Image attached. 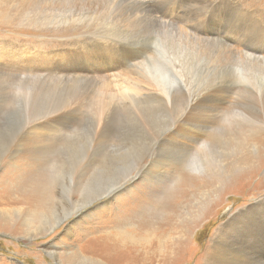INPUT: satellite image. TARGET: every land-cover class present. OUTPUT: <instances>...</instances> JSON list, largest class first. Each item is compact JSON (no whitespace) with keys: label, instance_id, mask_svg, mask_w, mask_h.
Masks as SVG:
<instances>
[{"label":"rangeland","instance_id":"1","mask_svg":"<svg viewBox=\"0 0 264 264\" xmlns=\"http://www.w3.org/2000/svg\"><path fill=\"white\" fill-rule=\"evenodd\" d=\"M170 1L154 0L159 12L164 15H161L163 19L169 22L167 26L140 16L133 19L127 27L100 26L99 22L91 19L74 21L75 17L69 21L60 17V13L71 4L70 0L47 2L50 9L37 15H41L37 22L31 19L15 20L7 14L0 17V41L3 42L0 48L17 53L11 50L17 48L15 44L19 43L27 46L29 51H24L25 55L42 58L41 64L36 67L37 71L26 70L21 72L20 77L14 65H11L13 69L0 71V264H75L81 260L78 251L84 240L92 237L108 239L109 243L114 244L122 241L123 247H132L134 254L138 256L131 264H165L164 261L168 264H208L205 253L209 239L215 230L226 221L229 222L231 215L239 209H242L239 216L241 218L237 222L238 218L234 225L238 227L240 236L246 237L251 231L249 224L264 229V60L255 59L264 54V0H185L183 5L181 0ZM38 4L42 5L43 1ZM98 6L99 11L93 13H99L98 16L107 19L127 11L124 7L106 1H101ZM178 7L182 9L177 13L179 16L184 11L183 23L181 26L170 25L175 22L170 17H176L177 14L173 13L177 12ZM38 22L41 25L37 24ZM212 35L227 45V40L230 39L232 43L229 44V49H225L221 43L214 46L216 51L204 48L201 37L209 38ZM99 36H106L111 42L136 49L131 52L138 53L146 65L134 69L132 74L120 76L114 71L121 72L124 67L119 69L122 63L117 61L116 54L114 56L108 51H92L94 57L91 58L90 55L87 56L89 51H64L75 47L82 38L90 39L89 42L101 41ZM157 41H162L161 50L169 54L179 53L178 60L170 59L175 66L180 67V75L174 76V80L166 84L170 86L172 83L170 96H175L178 104L183 100V94L178 91L179 85L182 87L183 83L188 86L190 96H200L206 87L223 85L230 81L237 112V116H230L231 122L235 120L233 133L228 135L226 143L217 145V152L211 157L213 159L205 173L185 170L174 163L178 159L175 144L157 146L150 141L151 143L144 145L139 143L144 141L142 138L135 142L141 135L132 137L136 122L132 116L121 118L123 108H115L109 112H113L111 116L103 119L92 114L90 109L96 105H87L89 99L77 98L76 94L80 92L87 93L89 97V92L94 89L92 94L99 93V100H108L117 92V86L124 87L122 83L140 80L137 78L139 75L143 76V72L148 70L151 63L162 59L157 57L154 50ZM36 48H39L38 51H33ZM199 53H217V57L209 58L204 54L198 55ZM85 56L86 59L80 60L79 65H83L95 81L88 80L90 84L74 82L69 81L68 76L58 80L59 71L72 72V65ZM155 64L158 65V62ZM104 78L112 84L109 88L104 87L102 91ZM23 79L25 84L22 83ZM94 82L99 83L93 86ZM56 84L59 90L56 89L57 86L55 88ZM72 91L75 98L69 103L65 98L68 94L73 95ZM158 97L165 96L161 94ZM69 104V112L74 111V108H78L77 111L80 109L78 113L76 111L70 114L71 120L69 112L61 115ZM154 107L152 105L151 110L155 112ZM243 113L252 115V119L260 120L263 124L247 133L246 124L240 117ZM167 115L161 113L147 118V122H152L151 134L158 135L159 129L164 130V124L169 121L173 125L175 118H167ZM55 120L61 124L66 122L67 128L63 130L66 138H55V134L49 131L50 127L55 125ZM173 129L174 125L169 130ZM98 132L108 134L107 141H104L107 143L97 142L101 140L100 136H97ZM243 134L247 135L246 140L244 139L245 145L241 146L240 138ZM219 135L213 133L207 142L213 141L216 145ZM230 149L232 152H229ZM160 150L167 152L163 158ZM106 154L111 160L109 157H104L106 160L101 158ZM112 155L113 158L116 157L115 160ZM168 157H171L172 162ZM196 157L201 158L198 153ZM138 161H143L141 165H146L149 172L146 174L147 171L139 168L137 173H132L136 182L128 181L124 184L130 192L128 196L123 194V197L133 196L137 199L133 201L128 198L133 207H128V218L125 222L114 218L113 213L121 206L118 200L110 201L108 207L103 205L107 198L76 207L79 204L77 200L80 198L81 186L88 178L94 179L93 183L97 187L95 190L102 188L107 185V181L115 183L114 179L122 169L132 168ZM153 162L159 163L154 165ZM217 165L220 168H217ZM99 166L103 167V171L106 169L103 175H100L101 170L97 172ZM87 170L88 176L81 179L80 173ZM184 179L189 183L182 187L183 199L175 210L164 209V214L155 213L154 210L145 211L151 206L158 207L157 200L181 195L178 194L181 191L177 190V184ZM54 193L55 198H61L56 208L54 198L50 197ZM43 195L45 199L40 202ZM140 200L142 201L138 204ZM96 206L98 207L94 209ZM141 211L148 213V221L139 223L146 227L141 232H136V239L133 241L131 228L137 223L134 218H137ZM33 213L39 214L36 222H32L33 226L38 224L36 229L27 228L25 225L26 220H31ZM63 213L71 215L63 218L65 220L52 231L44 229L43 226L54 225L55 220L61 218ZM110 215L112 220L109 219ZM163 220L168 222V225L163 227L164 229L158 228ZM71 225L73 227L70 230ZM122 230L131 234L132 240L125 234V238L121 237L119 232ZM64 233L73 235L71 238L65 237ZM233 240L230 238L229 242V239H225L223 247L218 251L223 255L217 253L218 264H231V260L228 259L227 262V258L238 250ZM87 252L81 253L85 255ZM113 260L111 264H120V261ZM261 261L263 263H260ZM249 262L264 264V244L249 256ZM125 264H129V261Z\"/></svg>","mask_w":264,"mask_h":264},{"label":"bare ground","instance_id":"2","mask_svg":"<svg viewBox=\"0 0 264 264\" xmlns=\"http://www.w3.org/2000/svg\"><path fill=\"white\" fill-rule=\"evenodd\" d=\"M41 1H43V4L42 5L38 4ZM51 1H53V0H0V6L2 8V9H0V17H5V15L7 14L12 19H15V20L28 21L29 19H31V20H33V21L35 20V22H37V20L41 16V15L40 16H37V15L43 13L44 11H46V9L47 10L50 9L49 6L47 5V2L49 3ZM70 1H71V4H68V6H66V8H63L61 13H60V17H62L63 19H68L69 21H72V17H75L74 21H78L79 19H87V20L91 19V20H96L97 22H99L100 26L112 25V26L127 27L128 25L131 24L133 19L140 16L142 18H148V19L152 20L154 23L160 24L162 26H167V24L169 23L167 20H164L163 17L161 16V15H163V13L159 12L160 10H158L159 8L156 6V3L154 2V0H153V2H152V0H70ZM101 1H106L109 4H113V5H119L121 7H124L127 11H126V13L116 14L111 19L102 18V17L98 16L99 13H93V12L99 11L98 4ZM181 1H182L181 2L182 5H183L185 0H181ZM166 6H168V5L166 4ZM166 6H164V8H166ZM169 7H167L168 10L170 8H172V7H170V8ZM173 9L175 10V8H173ZM161 10H163V8ZM181 10H182L181 7H178L177 12L176 13L172 12V13H173V15H176ZM168 12L170 13V11H168ZM49 13H50V11H49ZM164 13H166V12H164ZM52 14H54V13H52ZM177 15H176V17H170V18H173L175 20V22H171L170 25L171 24H176L178 26L182 25L183 20H184V11L182 12V14L180 16L179 15L177 16ZM156 16L161 17V19L157 18ZM140 17H139V19H142ZM82 21H84V20H82ZM85 23H87V22H85ZM37 24L41 25L39 22ZM55 24H57V23H55ZM99 38L101 41L94 40L91 42H89L90 39L87 40V39L82 38V41L79 42V44H75V47H70L68 49H65L64 51H89V52H87V56L90 55L91 58L94 57V52H92V51H108V53H113L114 56L116 54V56H118L117 61L122 63V66L120 65L119 69L121 70L124 67V69H122L121 72H118L117 70L114 71V73H116V75H120V76L123 74H128V73L132 74L134 69H137L139 66L142 67V66H144V64L146 65V63H144V60L142 59L141 56L138 55V53L131 52V51H136V49L129 47V46L119 44V43L111 42L108 40V38L106 36H99ZM201 42L204 45V48H209V51H216L214 46H216L218 43H221L225 49H229V44L232 43V41L230 39H228L227 40L228 45H227L224 42H222L216 38H213V35L209 38L201 37ZM1 43H3V42L0 41V44ZM161 43H162V41H157L155 43L156 46H154V50L156 51L157 57L162 58V59H160L158 61H154L153 63H151L150 66L148 67V70H145L143 72V76L139 75V77L137 78L140 80H136V82H134V83H126V84L122 83V85H124V87L117 86V89H118L117 92L113 93V95L110 96V98L108 100H101V99L99 100L98 99L99 93H96L94 95L92 94V91L94 89L89 92V97H88L87 93L80 92V93L76 94V95H78L77 98H83V99H87V100L89 99V102L87 105H90L91 107L96 105L95 108L92 107L90 109L92 111V114L95 117H97L99 115L100 118H103V119L111 116L113 114V112L112 113H109V112L114 111L115 108H123V110H121V118L124 117L125 119H127L126 117L132 116L131 118H133V120H135V122H136L135 130L133 131L131 129V131L134 132V134H132V137L135 138V137H138L139 134L141 135L139 138H136L137 140H135V142H137L140 138H142L144 141H141L139 143H144V145L148 142L151 143L150 141H153L155 143V145H157V146L162 145V144H166V143H168V145L175 144L177 147L176 153H177L178 159L174 163H176L178 166L184 168L185 170H191L194 172L201 171L202 173H205L208 171L207 169L210 167L209 166L211 164L210 161H211V159H213L211 157L213 156L214 152H217V145L226 143V139H227L228 135L230 133H233V125H234L235 120L233 122H231L232 118H230V116H237V112H235L230 81L228 80L226 82V84H223V85H215V86L210 85V86L206 87L203 90V92L200 93V96H190L189 89H188V86L186 85V83L182 84L183 88L178 84L179 85L178 91L183 94V95H181V96H183L182 97L183 100H181L180 103L178 104L175 96H172V95L170 96V92L172 90V86H171L172 83H170V86H166V84H167V82H171L172 80H174V78H175L174 76L180 75V67L175 66V64L170 59V58L177 59L179 53L169 54L167 51L161 50L160 49ZM15 47H17V48H15L14 50H11V51H17V53L8 52L9 50L7 48H5V49L0 48V71L3 70L5 72V70H7L9 68L13 69L12 68L13 66H11V65H14L15 66L14 68H16L18 70L16 72L19 73V77L21 76V72H24L26 70L28 71L29 69H31L32 72L37 71L36 67L39 64H41L40 60L42 58L25 55L24 51H29L26 49L27 46L25 47L24 45H20L19 43H17V44H15ZM38 49L39 48H36L33 51H38ZM105 54L106 53H104V55ZM201 54H204L209 58H216L217 57V53H214V54L199 53L198 55H201ZM87 56H85V58L82 57L76 63H74L72 65V72L62 71L63 73H61L59 71L57 73L58 80H61L65 76H68L69 78H67V79L69 81H74V82H83L86 84H90L91 83L90 81H95L91 78V76H89V71L87 69H85L83 65H82L83 67L81 66V64L79 65L80 60L86 59ZM154 57H155V55L151 58V61H153ZM253 58H255V57H253ZM255 59L264 60V54L261 55L260 58H255ZM155 62H158V65H156ZM171 65H172V67H171ZM61 70H63V69H61ZM18 73H17V75H18ZM111 75H113V72L111 73ZM117 77H119V76H117ZM25 78H27V77H25ZM88 80H90V81H88ZM22 83H24V79H23ZM98 83L99 82H94L92 84H93V86H97ZM58 84L55 85V88L57 86L56 89L59 88ZM111 84L112 83L110 81H107V79L104 78V80L102 82L101 90L103 91L104 87L109 88L111 86ZM113 85L116 86V84H113ZM184 90L186 91V93ZM68 93L69 92H67V94ZM72 94L73 95L68 94L67 97L69 99L65 96L67 98V99L65 98V100L69 103H70V100H73V98H75L74 91H72ZM161 94L164 95L165 97L164 98L158 97ZM67 102H65V103H67ZM152 105L155 106L154 107L155 112L151 110ZM67 107H68V105H67ZM69 108H70V104H69V107L66 108L67 110L64 109L66 111L61 112V115H65L67 112H69L71 110ZM77 109L78 108H74V111L72 110L71 112L68 113L69 120L72 119L70 117V114L72 115L73 113H75L77 111ZM79 110L77 111V113L79 112ZM161 113H167L168 114L167 118L171 119L172 118L171 116H173L175 118V122L173 123L174 129L171 131L169 130L170 127L173 126L171 124V122L169 121L168 123L166 122L167 124H164L165 125L164 130L159 129L158 135L151 134L152 133L151 130H153L152 122L151 121L147 122L146 120L148 117H150L152 115L153 116L155 114L160 115ZM251 116L252 115L244 114V113L240 115V117L242 118V121L246 124L245 128H246L247 133L249 130L256 129L259 127L258 125L263 124L262 121L252 119ZM56 120H55V125H53V127L55 129H53V127L51 126L49 131L52 132L53 134H55V138H66L65 134H63V130L65 128H67L66 122H63V124H61V122H56ZM63 121H64V119H63ZM229 123H230V125L228 126ZM126 125H127V123H126ZM213 133H215V135L220 134L218 136V138L216 139V142H215L216 145H214L213 141L207 142L209 136L210 135L212 136ZM246 135L247 134H243L242 137L240 138V145L241 146L245 145L244 139H245ZM97 136L98 137L100 136L99 138H101V140H102V141L101 140L97 141L98 143H103V144L107 143V142H104V141H107V139H108L107 133L99 134V132H98ZM94 142H95V140H94ZM127 144H128V142H127ZM130 147H132V146H130ZM137 149L139 150V147ZM139 151H141V149ZM160 151L162 154L161 157L163 158V156L167 152L164 153V152H162V150H160ZM230 151L232 152L231 149L229 150V152ZM236 151L239 152L238 150H236ZM105 152L106 151H104V153ZM132 152H133V150H132ZM197 153L200 154L201 158L196 157ZM141 154H143V153H141ZM222 155H224V154H222ZM227 156H228V153H227ZM104 157L110 158V156L107 154L103 155L101 158L104 159ZM171 157H168L169 161H171ZM112 158H113V155H112ZM225 158H227V157H225ZM113 159L115 160L116 157ZM228 159H230V158H228ZM104 160H106V159H104ZM110 160H111V158H110ZM163 160L165 162H168L165 159H163ZM142 162L141 161H138L136 163L134 162L135 165L132 168L122 169L120 173L118 172L119 174H117L116 178L114 179L115 183H113L112 181L108 182L106 180L107 185H105L102 188L99 187L96 190H95L96 184L93 183L94 179L88 178L86 180V182L84 181L85 184L83 186H81V189L79 191L80 194L78 193L80 195V198H79V200H77V202L79 201V204H77L76 207L78 208L79 206H82V207L86 206V205L90 204V202L96 201V200L101 199V198H107V201H105L103 205L108 207V206H110V203H111L110 201L118 200L119 205L121 204V206L120 207L118 206L119 207L118 210L113 213L114 218L119 222H122V223L125 222L128 218L127 209L129 206H132V204H130L128 202V198L133 200V201H136L137 199L133 196L123 197V194H126L128 196V194L130 192V190H127L124 187V184L127 183L128 181L136 182V180H133L134 178L132 176V173L133 172L137 173L139 168H143L145 171H147L146 174L149 172V170H147L146 165H143V166L141 165ZM159 162H160V160H159ZM213 162H216V161H213ZM112 163L114 164L115 162H112ZM158 163L153 162L154 165H156ZM162 166H164V162H162ZM218 167L219 166L217 165V168ZM96 168H97V166H96ZM102 168H103L102 166H99L97 169V172H98V170H101L100 175L101 174L103 175L106 172V169L104 168V171H103ZM88 170H89V168H88ZM88 170L80 173L81 179H84L86 176H88ZM92 170L95 171V169H92ZM79 181H81V180H79ZM137 181L139 182V179ZM188 183H189L188 180L184 179V180L180 181V184L179 183L177 184V185H179L177 190L179 192L181 191L180 193H178V192L177 193L181 194V195L173 196V198H170V199L168 198L167 200H157L156 204H158L157 205L158 207L151 206V207L147 208L145 211L154 210L155 213L160 212V213L164 214V211H163L164 209L167 211H169V209L175 210L178 203L183 199L182 196L184 194H182L181 189H182V187H185V185ZM74 186H75V183H74ZM68 189H69V187H68ZM58 192H60V191H58ZM71 192H72V190H71ZM171 194H173V192ZM171 194H169V195H171ZM50 197L54 198L55 208H56V205L59 201H61V198H58V197L55 198V193L52 194ZM119 198H120V200H119ZM44 199H45V196L44 195L41 196L40 202L43 201ZM141 201L142 200L138 201V204H140ZM51 205H53V204H51ZM97 207L98 206H96L94 209H96ZM41 208H43V206ZM241 210L242 209H239L237 212H235V213H237L236 215H235V213L233 215H231V217L229 218L230 221L229 222L226 221L224 224L220 225L215 230L214 235L209 239V246L206 249V253H205L206 255L204 254L206 256V262L208 264H218L217 253L221 249L222 244L225 243V239L226 240L229 239V242H230V238L232 240L234 238L233 243H236L237 244L236 246H238L237 252L233 256L227 258V262L229 259V260H231V262H230L231 264H249L250 263L249 262V256L254 254V252H257L259 247L262 244H264V229H262L261 226L256 227L257 225L252 226L253 224L252 225L249 224V226L251 227L249 229L251 231H249V233L246 235V237H245V235L240 236V234L238 233V227L236 225H234V223L237 221L238 218L239 219L237 222L240 221L241 217H239V216L241 215ZM104 211H106V210H104ZM145 211H143V212L141 211L142 213L137 218H134L138 224L136 223L131 228V229H133V232H132L133 237H134L133 241L136 239V237H135L136 232L137 231L141 232L142 229H144L146 227V226H141L139 224L142 221H144V223H146L145 220H147L148 213ZM154 211L152 214H154ZM70 215H71V213H68V214L63 213L61 218H58L55 220L56 223L55 224L53 223L54 225L43 226V227L46 231L47 230L52 231L63 220V218L68 217ZM45 217L46 216H44V218ZM37 218H39V214L33 213L31 220L30 219H29V221L26 220L25 225L27 226V228H35V227L38 228L37 227L38 224H35L36 226H33V224H32V222L35 221ZM110 218H111V215H110L109 219ZM111 220H112V218H111ZM119 222H116V223L119 224ZM45 224H47V223H45ZM167 225H168V222L163 220L162 224H159L158 228H163ZM71 227H73V225L70 226V230H71ZM25 228L26 227L24 226L23 229H25ZM245 229H247V227ZM118 231H119V229H118ZM119 234L121 235V237L123 236L124 238H125V235L127 236L128 239L132 240V238H133L131 234H128L126 231L123 232V230L120 231ZM71 235H73V234L66 233L65 237L71 238L72 237ZM121 237H120V239H121ZM138 237H140V235ZM87 245H90V246H87ZM54 246H56V245H54ZM86 246H87L88 250L85 248ZM228 248H229V246H228ZM84 251H88V252L84 255L81 253ZM219 254L220 253H218V255ZM78 255L80 256L81 260L75 264H91V263H96V264H107L108 263V264H111L110 262H114L113 259L120 261V264H123V263L125 264L126 261H129V264H131V262L133 260H136L135 257L138 256L137 254H134V250L132 247H123L122 241H118L117 244H114V243H109L108 239H99L97 237L85 239L84 243L79 248ZM220 255H223V254H220ZM69 257H70V255H69ZM223 259L225 260V258H223ZM122 260H124V262H122ZM103 261H106V263ZM204 262H205V260H204ZM163 263L168 264V262H166V261H164ZM225 263L226 262H221L220 264H225ZM251 263H253V262H251ZM260 263H263V262L261 261Z\"/></svg>","mask_w":264,"mask_h":264}]
</instances>
